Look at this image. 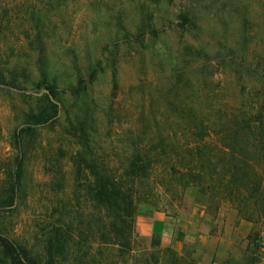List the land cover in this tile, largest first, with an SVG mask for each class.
<instances>
[{
    "label": "rangeland",
    "instance_id": "rangeland-1",
    "mask_svg": "<svg viewBox=\"0 0 264 264\" xmlns=\"http://www.w3.org/2000/svg\"><path fill=\"white\" fill-rule=\"evenodd\" d=\"M263 104L264 0H0V228L38 264H264V132L220 140ZM136 148L163 155L148 180L124 175Z\"/></svg>",
    "mask_w": 264,
    "mask_h": 264
},
{
    "label": "trees",
    "instance_id": "trees-1",
    "mask_svg": "<svg viewBox=\"0 0 264 264\" xmlns=\"http://www.w3.org/2000/svg\"><path fill=\"white\" fill-rule=\"evenodd\" d=\"M187 16V13L179 14L178 17L180 20V27H182L183 24L187 22ZM90 80H92V78H90ZM47 90L52 96L56 93L54 87L48 86ZM261 108H264V104ZM262 117L254 120L252 124L249 119L240 120L237 123V127L234 128L233 132H221L223 134L220 140L228 141V139L231 138V140L233 141L234 137H236V135H238V133L240 131H243L244 129H248L252 133L264 132V122L262 121ZM31 119L33 120V123L35 125L44 124L42 113L32 115ZM203 130H205V128L200 125L198 129L199 133L202 134ZM257 145L259 147H264V141H258ZM223 146L227 147L228 149H230L231 147L227 143H223ZM151 155L147 154L146 152H142V150L136 148L131 158L129 159L128 166L126 168V171L124 172V175L131 180H148L153 173V166L159 161H161L163 157V155H160V153L155 152H153V154ZM169 159V157L166 158V160H168V163H171L169 174L178 177L177 183L180 187L185 188L192 182H196L199 185L203 182L198 174H186L185 172H180L176 170V162H172V160ZM187 171L190 172V167H188ZM254 178L256 179L255 181H261V184L264 188V176L260 179H257V177ZM222 180L223 178H217L216 182L220 183ZM17 188L18 172L14 174V178L12 179V181H10L8 187L5 188V190L2 192V196L0 197V209H10L13 206L17 194ZM100 196L103 209L106 212V216L111 219V229L114 232H131V217L135 212L137 206L133 190L130 187H126L122 183L117 182L115 180V185L105 184L100 189ZM0 252L3 258L6 260V264H38L35 259L30 257L27 249L24 246L18 244L16 241L12 240L11 237L4 234L1 228Z\"/></svg>",
    "mask_w": 264,
    "mask_h": 264
}]
</instances>
